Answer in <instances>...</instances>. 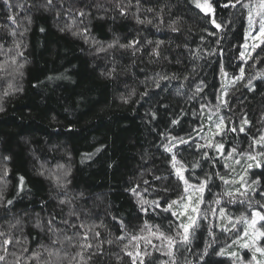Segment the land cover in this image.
Masks as SVG:
<instances>
[{
	"label": "trees",
	"instance_id": "obj_1",
	"mask_svg": "<svg viewBox=\"0 0 264 264\" xmlns=\"http://www.w3.org/2000/svg\"><path fill=\"white\" fill-rule=\"evenodd\" d=\"M43 2L10 0V6H5L0 0V44L4 45L0 63L15 55L7 16L19 12L17 19L21 26H28L26 34L17 37L25 45L23 57L17 58L24 67L17 72L15 66H8L7 72H0V107L3 108L0 111V171L5 166L9 169L7 183L0 184V191L5 200H13L12 205L0 207V228L7 230L10 223L20 220L17 229L23 231L28 246L37 250L41 243H50L48 234L35 227L37 221L46 227L49 219L55 217L62 228L64 225L59 222L68 218L70 211L75 212L80 221L103 225L96 229L101 233L102 251L92 256L88 264H131L121 251L122 243L110 245L107 241L123 235L124 231L138 234L145 221L161 226L165 232H174L169 226L173 220L169 214L148 205L144 206L145 214L128 189L137 186L138 190L147 189L141 192L142 197L159 199L162 204L166 196L176 198L182 187L176 188L175 177L161 181L153 179L154 175L167 176L168 166L160 145L164 137H188L189 134L197 137L196 143H203L196 130L208 133L204 123L208 112L215 109L222 84L227 85L228 94L224 98L229 107L220 110L226 130L215 139H222L228 151L235 148L237 153H247L249 137L264 134V79L253 80L254 91H249L245 84L264 65L253 70L239 59L237 49L243 45L246 32V12L239 7H218L219 16L226 23L230 22V28L209 36L202 28L214 29L204 25L203 14L197 15V10L190 7L187 0H131L132 7L127 15H121L116 5L129 3V0H56L59 16L56 10L40 8ZM223 2L225 0H221ZM17 4H23L24 10L16 8ZM69 8L71 15L66 11ZM148 8L154 11L147 12ZM161 9L164 10L161 13L163 23L161 15H157ZM79 10L86 13L85 17L79 16ZM137 16L151 19L153 23L138 24ZM72 18L77 21L72 31L87 29V42L69 31H61ZM174 20L178 22L177 32L169 28ZM114 41L120 44L138 41L139 50L133 53L132 49H122L118 45L107 49ZM156 41H162L159 57L151 55ZM100 47L107 51L98 52ZM8 49L13 51L9 53ZM237 65L247 71L245 79L233 86L222 76L221 67L228 77H235L239 75ZM110 71L112 75L108 76ZM158 74L176 78L163 80L156 87L153 80L159 78ZM196 85H201L203 91L193 96ZM6 91L8 95H4ZM144 92L148 95L142 96ZM124 99L128 103H124ZM172 119L179 123L172 125ZM242 119L249 121L245 132L227 130L230 127L239 129ZM196 143L191 148L181 146V156L188 164L201 159ZM87 153L93 154L91 159L84 158ZM210 155L218 154L213 151ZM201 163L203 170L196 169L200 175L226 171L223 157L219 163L215 160ZM246 166L244 163L241 170L236 171L239 166L236 168L233 163L235 171L230 174L243 175ZM68 169L71 172L65 178L63 173ZM40 171H44L45 176L38 175ZM196 172L188 175L194 176ZM49 173L51 177L46 178ZM248 175L261 179L264 168L253 167ZM20 176L25 183L17 196L16 183ZM57 177L62 183L66 179V187H57L54 179ZM144 180L150 183L145 185ZM166 186L171 189L167 193L162 190ZM223 188L216 179L204 193L206 203L202 208L206 209ZM60 200L67 203L61 205ZM236 203L231 206L225 199L223 206L228 214L232 217L242 212L247 214L249 205ZM71 219L79 222L76 216ZM215 222L218 224L219 219ZM218 229L217 242L209 248L210 254L203 261L199 255L205 241L211 237L206 224L197 229L189 251L183 256L177 254L181 264L184 256L193 264L205 261L207 264H231L227 255L219 256L213 251V248L219 251L225 244L229 245L228 240H221ZM14 231L17 236L21 234L19 230ZM139 243L151 253L148 264L168 260L143 240ZM152 243L159 245L160 241L153 239ZM69 251L74 253L75 250Z\"/></svg>",
	"mask_w": 264,
	"mask_h": 264
},
{
	"label": "snow or ice",
	"instance_id": "obj_2",
	"mask_svg": "<svg viewBox=\"0 0 264 264\" xmlns=\"http://www.w3.org/2000/svg\"><path fill=\"white\" fill-rule=\"evenodd\" d=\"M5 6H10V0H3ZM190 7L197 10V15L203 14L204 25H210L214 31H210L208 27L202 28V31L207 32L209 36H216L223 32L225 29L230 28V22H225L218 14V7L222 6L225 9L237 8L244 9L246 12V20L248 24V29L245 32V43L241 45L237 51L239 53V59L243 64L249 66V68L256 70L258 65H264V0H225L221 3V0H187ZM35 6V5H30ZM20 11L24 10L23 4L15 5ZM40 8L45 11H57V16L61 13L56 9V0H44L43 3L39 4ZM116 7L119 9L121 15H127L128 10L132 7L131 0L126 4H117ZM63 8V4H61ZM137 12H139L140 6L136 5ZM69 15H71V9L66 10ZM147 12H153L152 8H148ZM163 9L160 10L161 15ZM86 13L83 10H79V16L85 17ZM19 12H12L7 16L9 21L8 34L13 38L15 55L6 59L4 63H0V72H7L8 66H15V71L19 72L20 69L24 67L23 63L18 61V57H23V49L25 47L23 40L17 39V37H23L28 31V26H21L17 17ZM31 19H28V24H31ZM82 23V21H80ZM136 22L138 24H152L151 19H141L139 16L136 17ZM161 23H163L161 15ZM77 21L75 18L71 19L70 23H66L65 27L61 31H69L74 37H82L87 42V29L83 32L77 30L72 31L74 25ZM177 21H172L169 24V28L173 32L179 31L177 26ZM11 25H15L12 28ZM23 27L21 31L20 28ZM43 32L44 29L41 28ZM252 42L249 44L248 41ZM138 41H130L127 44H120L118 41H114L107 45V49H112L117 45L122 49H132L133 53L138 51L137 48ZM149 44L152 41H148ZM162 41H156L155 47L152 50L151 55L159 57L160 56V46ZM104 47L97 49L98 52L107 51ZM13 49H8L11 53ZM4 52V45L0 44V53ZM239 75L235 77H228V73L224 71L223 66L221 67L222 76L228 78L230 83L234 86L241 80L245 79V72L247 69L240 67ZM114 71V69H113ZM23 75V73H20ZM108 76L112 75V72L107 73ZM158 79H154L153 83L156 87L160 86V82L167 79H175L176 77H168L166 75H159ZM52 79V77H49ZM184 79H188L185 77ZM264 79V67H260L254 76L247 79L245 87L249 91H254L253 80ZM11 88L12 86L9 85ZM203 91L201 85L195 86V91L193 96L201 94ZM227 85L222 84L221 95L217 97V103L215 107V114L217 115L216 120H211L208 124V133H204L201 129H197L198 137L203 143H196L197 137L182 136H167L164 137V142L160 145L162 149V154L164 156V162L167 164V176L154 175L153 179L156 181L166 180L170 177H175L176 188L182 190L177 192L176 198L165 197L163 204L159 199H144L141 195L142 191H147V189L138 190L137 187H130L128 190L135 197L137 203L140 205L141 211L147 214V209L144 207L148 205L152 209H159L160 211L169 214L173 220L169 222L170 228L173 230L174 234L165 232L162 230L161 226H153L147 221L140 228V232L129 234L124 231L123 235L117 236L114 240H108V244H113L120 242L122 243L121 251L129 257L131 264H148V257L151 253L142 248L140 241L143 240L144 244L152 247L154 250L159 251L161 255L167 256V261H161L160 264H181L178 257V253L183 256L184 252L189 251V245L191 240L195 235L197 229H200L207 225L208 236L211 239L206 240L204 244V249L199 255L201 261L204 257L209 255V248H212L213 244L217 242L216 229L222 233H233L234 238H232V245H238L240 249H248L251 252V256L243 255L241 256L238 251H226L232 245L225 244L221 247L219 251L213 248L216 255L224 256L227 255L233 260V264H264V176L261 179H256L254 176L249 178V170L253 167L264 168V134L257 136H250L249 150L247 153H237L235 148L232 151H228L221 140L215 139L217 136H222L226 130L225 118L219 115L222 108L229 107L227 99ZM4 95H8L6 91ZM142 96L148 95L147 92L141 94ZM191 98V97H190ZM123 99V98H122ZM124 103H128L127 99H124ZM0 111L3 108L0 107ZM213 113H209V119ZM203 115V113H202ZM152 118L155 119V113H152ZM179 121L177 119H172L171 124L177 125ZM249 121L247 119H242L240 121V127L227 128L228 131H239L245 132V125ZM203 127V125H202ZM196 143V148L200 150L201 159L198 161H192L190 164L184 161L181 156V146H186L188 148L192 147V144ZM100 151V149H97ZM216 152L217 156L210 155L211 152ZM93 154H84L85 159H91ZM236 155L246 156L247 166L243 169V175L237 174L232 176L230 173L234 172L235 169L232 167L233 163H240L235 159ZM220 157L224 159L225 172H204L200 175L196 172V169H202L201 161L204 160H215L217 163L220 161ZM62 167V166H61ZM71 170H65L63 175L66 178L70 175ZM189 172H196L194 176L188 175ZM9 174V169L5 166L2 171H0V184H6V177ZM40 176H45L44 171L37 173ZM51 173L48 177L50 178ZM57 187H66L67 181L62 183L60 179L54 178ZM219 179L221 184L224 186L223 191L217 194V196L209 203V206L205 209L202 205L206 203V197L204 196L205 191L209 190L210 185ZM145 185H148L149 180L143 181ZM25 179L23 176L18 177L16 188V195L18 196L24 189ZM157 189H153L156 191ZM164 192H169L171 189L169 187H164L162 189ZM236 203L240 204L247 203L249 205L247 214L242 212L237 217H232L226 211L223 206L225 203ZM59 203L64 205L67 203L66 200H60ZM13 200H5V196L2 191H0V207H5L6 205H12ZM212 205H216L215 208ZM76 216L78 223L73 221L71 217ZM213 219L210 220L209 217ZM219 219V223L215 222V219ZM115 219V218H114ZM204 222L202 224L201 222ZM20 220H17L15 224H9L7 230L0 228V264H88V260L92 256L100 254L102 251L101 247V233L96 231V229L103 227V225L87 224L84 221L79 220V216L75 212H69L68 218L62 219L59 223L63 224L64 227H59L55 217L49 219L47 226L45 227L39 221L35 224V227L45 232L49 236L50 243H41L40 248L33 250L28 246V239L24 236L21 229H17L20 224ZM243 223V235H241L240 225ZM259 225V227H257ZM124 225H121L122 231L124 230ZM249 229H251V235L249 234ZM14 230H19L20 235L17 236ZM70 230H72L70 232ZM147 232L148 236L144 233ZM152 239L160 241L159 245L153 244ZM95 241V244L93 243ZM127 241L126 243H123ZM70 249L75 250L74 253L69 251ZM181 249L184 251L181 252ZM92 250V251H89ZM87 254V255H86ZM9 257H12L10 260ZM183 264H193V261L187 259L184 256ZM204 264H207L205 261Z\"/></svg>",
	"mask_w": 264,
	"mask_h": 264
},
{
	"label": "rangeland",
	"instance_id": "obj_3",
	"mask_svg": "<svg viewBox=\"0 0 264 264\" xmlns=\"http://www.w3.org/2000/svg\"><path fill=\"white\" fill-rule=\"evenodd\" d=\"M247 29H248V24H247V20H246V30ZM251 42H252L251 40L248 41L249 44ZM244 43H245V36H244ZM209 113H213L211 115V118L210 119H209ZM216 119H217V115L215 114V109H213L211 112H208V116H207V118L205 120L204 125L208 128V124L211 122V120H216ZM235 159L237 161H240V163H234V167L237 168L239 166V168H237L236 171L241 170V168L243 167V164L244 163H249V161H247V159H246V156L236 155ZM241 163H243V164H241ZM223 169H225V168L223 167ZM56 196L58 197V194ZM232 204L233 203H231V206H232ZM237 204L238 203H236V205ZM243 227H244V225H243V223H241V225H240L241 235H243V232H242ZM257 227H259V225H257ZM218 231L221 234V236H220L221 240L222 241H227L228 240L229 245H232V238H234L233 233H231V232H229V233H222L219 229H218ZM249 234L251 235V229H249ZM229 249H230V251H238L241 256H243L245 254L248 255L249 257L251 256V252H249L248 249H246V248L240 249L238 247V245H232ZM231 264H233V260L232 259H231Z\"/></svg>",
	"mask_w": 264,
	"mask_h": 264
}]
</instances>
